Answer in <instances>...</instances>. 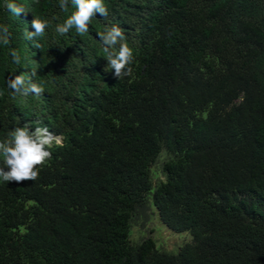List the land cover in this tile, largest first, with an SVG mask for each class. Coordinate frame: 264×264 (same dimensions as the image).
<instances>
[{
    "label": "trees",
    "instance_id": "obj_1",
    "mask_svg": "<svg viewBox=\"0 0 264 264\" xmlns=\"http://www.w3.org/2000/svg\"><path fill=\"white\" fill-rule=\"evenodd\" d=\"M6 2L0 142L27 124L63 146L37 180L0 178V264H264V0H104L107 17L63 36L71 0L67 12L59 0H12L20 17ZM34 17L49 22L40 48L24 36ZM111 25L134 54L122 80L105 71L98 34ZM34 69L42 96L7 87ZM151 201L166 226L190 232L177 252L131 241Z\"/></svg>",
    "mask_w": 264,
    "mask_h": 264
},
{
    "label": "clouds",
    "instance_id": "obj_2",
    "mask_svg": "<svg viewBox=\"0 0 264 264\" xmlns=\"http://www.w3.org/2000/svg\"><path fill=\"white\" fill-rule=\"evenodd\" d=\"M71 5L75 10L67 17V19L56 26L55 31L63 36L68 34L75 28L78 35H82L89 31V25L92 17L97 13L103 17L108 16V8L105 6L104 0H71ZM6 9L14 16L20 17L25 12V8L7 0ZM61 11L67 12L69 8V0H59ZM32 31L25 30V39L32 41L36 48H40L38 39L45 35L49 22L45 19L34 17L31 22ZM103 42L104 50L108 53L105 57L107 65L105 71L114 70V75L122 80L124 77L131 75L129 67L134 60L133 50L123 43L125 37L121 28L116 25L105 26V31L98 34ZM11 42V33L6 25H0V44L9 45ZM119 45L116 52L110 49ZM13 62L20 64V55L16 50L10 53ZM37 75V70H32L30 76L26 79L22 75L7 77V87L14 93L24 96L35 95L42 96L45 89L41 84L33 81L32 77ZM61 137L49 131L47 127H31L25 124L22 127H16L11 133V139L0 142V155L3 156V164L7 166L0 167V178L4 182H23L35 181L39 177L38 168L43 167L46 161L51 158L52 153L49 149L53 144L63 146Z\"/></svg>",
    "mask_w": 264,
    "mask_h": 264
},
{
    "label": "rangeland",
    "instance_id": "obj_3",
    "mask_svg": "<svg viewBox=\"0 0 264 264\" xmlns=\"http://www.w3.org/2000/svg\"><path fill=\"white\" fill-rule=\"evenodd\" d=\"M165 157L166 152L162 150L157 160L151 166L154 181L164 176L162 162ZM147 236H151L155 240V244L159 249L169 252H177L180 246L191 239L189 231H177L166 226L161 221L152 201L149 216L146 219L140 218L133 221L130 228V239L133 242L139 241Z\"/></svg>",
    "mask_w": 264,
    "mask_h": 264
}]
</instances>
